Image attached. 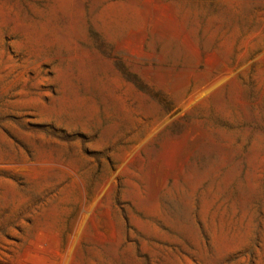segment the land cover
Here are the masks:
<instances>
[{"label": "rangeland", "instance_id": "374dc122", "mask_svg": "<svg viewBox=\"0 0 264 264\" xmlns=\"http://www.w3.org/2000/svg\"><path fill=\"white\" fill-rule=\"evenodd\" d=\"M0 264H264V0H0Z\"/></svg>", "mask_w": 264, "mask_h": 264}]
</instances>
